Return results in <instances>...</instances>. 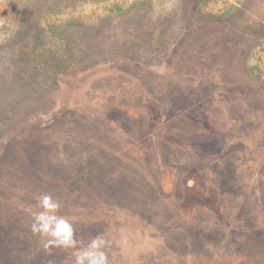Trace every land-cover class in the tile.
<instances>
[{
  "label": "rangeland",
  "instance_id": "374dc122",
  "mask_svg": "<svg viewBox=\"0 0 264 264\" xmlns=\"http://www.w3.org/2000/svg\"><path fill=\"white\" fill-rule=\"evenodd\" d=\"M41 193L76 247L33 234ZM97 236L109 264H264V0H0V264Z\"/></svg>",
  "mask_w": 264,
  "mask_h": 264
},
{
  "label": "clouds",
  "instance_id": "9594fccd",
  "mask_svg": "<svg viewBox=\"0 0 264 264\" xmlns=\"http://www.w3.org/2000/svg\"><path fill=\"white\" fill-rule=\"evenodd\" d=\"M36 208L29 210L32 217L31 230L43 239V247L74 248L79 243L74 235V228L70 220L59 215L62 207L58 198L50 193L34 196ZM110 241L103 236L93 238L86 248L81 249L75 256V264H109L105 249Z\"/></svg>",
  "mask_w": 264,
  "mask_h": 264
},
{
  "label": "trees",
  "instance_id": "16d2710c",
  "mask_svg": "<svg viewBox=\"0 0 264 264\" xmlns=\"http://www.w3.org/2000/svg\"><path fill=\"white\" fill-rule=\"evenodd\" d=\"M113 13H119L120 12V9H119V7H117V6H115L114 8H113V10H111Z\"/></svg>",
  "mask_w": 264,
  "mask_h": 264
}]
</instances>
